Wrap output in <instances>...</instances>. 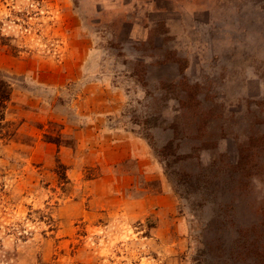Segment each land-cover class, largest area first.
<instances>
[{
	"label": "rangeland",
	"instance_id": "374dc122",
	"mask_svg": "<svg viewBox=\"0 0 264 264\" xmlns=\"http://www.w3.org/2000/svg\"><path fill=\"white\" fill-rule=\"evenodd\" d=\"M0 264H264V0H0Z\"/></svg>",
	"mask_w": 264,
	"mask_h": 264
},
{
	"label": "trees",
	"instance_id": "16d2710c",
	"mask_svg": "<svg viewBox=\"0 0 264 264\" xmlns=\"http://www.w3.org/2000/svg\"><path fill=\"white\" fill-rule=\"evenodd\" d=\"M6 98V89L5 83L0 80V100H4Z\"/></svg>",
	"mask_w": 264,
	"mask_h": 264
}]
</instances>
